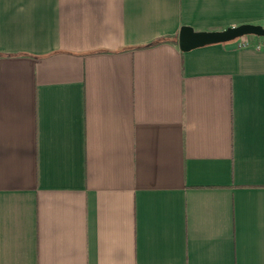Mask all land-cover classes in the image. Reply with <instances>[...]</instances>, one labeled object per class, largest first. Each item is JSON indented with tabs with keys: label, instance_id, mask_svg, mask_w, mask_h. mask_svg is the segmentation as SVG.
<instances>
[{
	"label": "crops",
	"instance_id": "obj_1",
	"mask_svg": "<svg viewBox=\"0 0 264 264\" xmlns=\"http://www.w3.org/2000/svg\"><path fill=\"white\" fill-rule=\"evenodd\" d=\"M242 24L264 0H0V264H264V48L179 46Z\"/></svg>",
	"mask_w": 264,
	"mask_h": 264
},
{
	"label": "water",
	"instance_id": "obj_2",
	"mask_svg": "<svg viewBox=\"0 0 264 264\" xmlns=\"http://www.w3.org/2000/svg\"><path fill=\"white\" fill-rule=\"evenodd\" d=\"M245 36L264 37L261 25L242 24L221 31H196L191 26H183L179 33V46L183 51L216 43H227Z\"/></svg>",
	"mask_w": 264,
	"mask_h": 264
},
{
	"label": "built area",
	"instance_id": "obj_3",
	"mask_svg": "<svg viewBox=\"0 0 264 264\" xmlns=\"http://www.w3.org/2000/svg\"><path fill=\"white\" fill-rule=\"evenodd\" d=\"M249 36H245V37H242L240 39H242V41L239 43V46H254L256 47L257 49H262L264 48V37H262L261 40H251L248 38Z\"/></svg>",
	"mask_w": 264,
	"mask_h": 264
}]
</instances>
